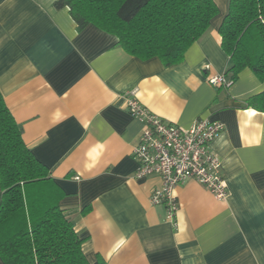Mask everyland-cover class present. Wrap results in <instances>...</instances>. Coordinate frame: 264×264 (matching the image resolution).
Instances as JSON below:
<instances>
[{
	"label": "crops",
	"instance_id": "obj_1",
	"mask_svg": "<svg viewBox=\"0 0 264 264\" xmlns=\"http://www.w3.org/2000/svg\"><path fill=\"white\" fill-rule=\"evenodd\" d=\"M55 1L0 0V91L63 193L59 205L85 238L87 258L264 264V112L248 105L264 80L246 67L229 87L209 81L231 65L219 33L230 0H215L210 28L172 67L131 55L94 24L79 30L69 8ZM133 91L185 128L206 117L224 124L211 148L222 162L225 199L187 180L175 189L176 224L163 204L151 202L162 180L135 175L132 152L143 124L126 109Z\"/></svg>",
	"mask_w": 264,
	"mask_h": 264
},
{
	"label": "trees",
	"instance_id": "obj_2",
	"mask_svg": "<svg viewBox=\"0 0 264 264\" xmlns=\"http://www.w3.org/2000/svg\"><path fill=\"white\" fill-rule=\"evenodd\" d=\"M68 7L79 30L94 24L115 34L118 44L143 60L179 64L219 13L215 0H56ZM231 57L227 74L251 68L264 80V0H230L219 28ZM264 112V91L248 100ZM0 256L5 264H108L90 261L83 237L59 205L63 193L26 145L0 91Z\"/></svg>",
	"mask_w": 264,
	"mask_h": 264
},
{
	"label": "built area",
	"instance_id": "obj_3",
	"mask_svg": "<svg viewBox=\"0 0 264 264\" xmlns=\"http://www.w3.org/2000/svg\"><path fill=\"white\" fill-rule=\"evenodd\" d=\"M211 84L229 87L233 80L227 75L209 78ZM126 109L143 124L139 142L133 149L138 163L136 177L157 174L162 183L155 188L150 200L166 207L167 219L176 224L179 209L175 189L187 180H196L216 198L225 199L228 187L222 173L220 157L212 150V142L223 132L224 124L211 118H199L185 128L167 121L144 106L133 91Z\"/></svg>",
	"mask_w": 264,
	"mask_h": 264
}]
</instances>
